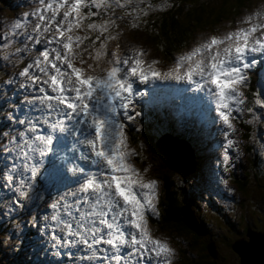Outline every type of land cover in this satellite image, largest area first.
I'll return each instance as SVG.
<instances>
[{
  "label": "snow or ice",
  "instance_id": "obj_1",
  "mask_svg": "<svg viewBox=\"0 0 264 264\" xmlns=\"http://www.w3.org/2000/svg\"><path fill=\"white\" fill-rule=\"evenodd\" d=\"M105 2L56 0L54 4L52 0H39L51 15L46 17L39 10L33 13L44 22L43 26L37 23L33 31L53 32L54 26V34L47 42L60 47L44 48L33 64L19 73L22 77L29 76L30 69L35 66L42 74L30 76L33 85H41L38 89L41 95L25 99L34 104L38 102L37 109L43 111L34 120H20V124L27 123V130L18 134L19 140L12 137L11 142L20 149L19 155L26 162L34 154L41 158L54 155L60 161V164H53L51 175L55 180H62L65 173L78 176L76 189L64 193L49 205L53 210L51 220L57 227L62 225L65 233L62 240L55 231L52 232L58 244L81 243L92 250L97 259L109 264H172L175 249L166 240L154 237L149 226V214H159L156 205L158 181L145 179L141 170L131 162V157L138 153L129 146L125 121H135L140 115L135 111L136 98L145 95V92L136 90L135 82L147 84L162 75L167 77L174 73L173 78L177 81L185 80L198 90H206L207 95L215 100L220 120L235 131L233 113L243 111L241 106L247 100L243 89L248 87L251 70L261 62L256 57H264V21L260 13L246 16L241 21L245 26L222 37L212 36L180 56L171 73H161L154 67L158 62L152 60L148 63L144 59V50L136 48L123 57L111 53L112 59L108 61L111 66L101 69L103 74H87V70L77 66L76 61L84 65L85 53L96 62L109 55L107 41L117 40L119 33L116 36H104V33L116 21L108 19L99 25L95 22L87 24L88 30L99 29L100 32L92 41L93 45L100 41L94 55L87 47H82L89 37L73 33L84 27L85 20L99 14L83 11L89 3L100 8ZM117 3L124 7L121 0ZM57 17L61 18L57 20ZM23 24V20H17L13 29H19ZM131 27L139 25L133 23ZM10 31L13 37L17 35L14 30ZM27 40L40 43L38 36L27 35ZM95 67H99V63ZM87 68L95 70L93 64H88ZM253 95L254 103L264 108V93L257 90ZM247 111L252 113L254 109L248 107ZM58 141L64 146L59 147ZM235 143L232 139L227 140L223 152L225 165L231 159L228 149ZM42 163L41 159L30 165L32 178L37 176ZM11 167L15 170L17 165L14 163ZM25 167H28L27 163ZM5 178L9 182L13 180L11 174ZM23 187L21 181L19 194L28 198L31 183L26 186L29 190H23ZM68 197L72 198L71 201ZM15 203L22 207L19 200ZM61 212L69 219L62 218ZM73 236L77 239H69ZM99 245L110 247H95ZM125 248L130 250L122 254ZM109 252L113 254L108 255Z\"/></svg>",
  "mask_w": 264,
  "mask_h": 264
},
{
  "label": "rangeland",
  "instance_id": "obj_2",
  "mask_svg": "<svg viewBox=\"0 0 264 264\" xmlns=\"http://www.w3.org/2000/svg\"><path fill=\"white\" fill-rule=\"evenodd\" d=\"M194 1L197 4L200 2V0ZM209 1L215 5V8H220L218 9L219 13L223 11L222 18L218 21L219 24H210L192 34L187 48L175 54V56L192 51L206 42L211 36L222 37L235 28L245 26L241 21L253 13H260L261 19L264 21V0H250L238 13L236 10L230 9L224 11L223 7H227L225 5L227 0ZM1 3L0 1V102L2 107L7 106L5 109H0V232H2L0 234V264H15L17 261L29 264L36 262L40 264H109V262L102 263V261L91 263L89 261L91 254H82L79 251H75L76 244H58L53 239V230L49 226L50 214L47 212L48 209L46 210L45 208L64 193L57 195L54 188L44 189V187L38 186L41 180H45V173L42 172L46 165L45 158H41L38 154H35V162L43 160L40 171L35 178L31 177L30 171V165L34 162L31 161L27 167L26 184L28 185L33 180L30 190L23 187V190H29L28 198L20 196L21 185L13 188V180L9 182L5 178L8 174H11L13 177L15 176L17 180L22 177L20 175V168L23 163L18 168L15 162L19 149L16 146L13 149L8 148V146L16 145L11 142L12 137L15 136L19 140L18 134L27 130V123L25 125L20 124L19 121L22 119L17 117V114L20 108V112L27 111L26 105L28 104V100L20 96L19 86L17 85V81L22 76L18 75L15 81L10 83H6L3 79L11 76L17 67H26L29 64H33L40 48L51 50L60 46L47 42L54 34V26L53 32H48L47 37L39 44L27 40V36L23 38L25 34L37 37L47 33L43 32L42 29L36 32L33 31L37 23H40L42 26L44 23L39 21L38 15H34L33 13L39 10L46 17L51 15L49 10L44 9L43 6H38L40 4L39 0H11L12 4L10 5L6 4V2L5 4ZM121 3L124 4V7H120L117 0H106L104 6L100 8L94 7L89 3L83 9L85 13L89 11L99 13L85 20L84 27L75 31V35L89 37L84 44L86 45L85 47L89 45L88 49L93 52V55L95 54L94 49L99 48L100 41H96L95 45L92 44V41L95 40L97 35H100V32L99 29L88 30V23L95 22L99 25L104 20H115L116 23L109 26V28L114 29L113 36L119 33V38L107 41V52L109 55L104 56L101 61L96 62L85 53L83 59L86 63L80 65L77 60V66L84 67L87 70V74H103L101 69L111 66L108 62L112 59L111 53L116 52L123 57V55L131 54V50L133 49L142 48L146 53L144 59L148 63L156 60L158 63L154 67L159 71L171 68L172 66L175 67L174 63L177 61L170 56L163 55V50L155 45V43L161 44L162 42L160 12L156 11V9L157 7L159 9L163 8L164 0H130V2L128 0H121ZM153 11L155 14L152 17L157 18V20L155 23H150L151 12ZM189 12L188 16H191L198 15L199 11L192 12L191 14V9H189ZM188 16L185 10H182L179 14L180 20L185 24ZM60 18L57 17V20ZM17 20H23L24 24L19 29H13L14 23ZM206 20V14L203 13L199 16L197 22L201 24ZM133 23L148 31L149 38L155 43H152L146 37L143 30L131 27ZM151 25L157 29V32L155 29L153 31L149 29ZM10 30H14L17 35L13 37ZM186 31V36L190 37V30L187 29ZM155 33L157 34L155 35ZM107 35H109L107 32L104 33V36ZM101 39H103V36ZM117 45H119V48ZM17 49H20V51H17ZM259 57L257 56L256 58L258 59ZM260 58L261 60H258L261 62L258 66L264 67V57ZM97 63H99V67H95ZM88 64H93L95 70L88 69ZM260 70L256 72L259 75V79L253 83V86H250V78L248 87L243 89L247 97L245 105L241 106L243 111L233 113L236 117L233 120L235 131L228 129L220 120L219 114L216 111L215 100L210 96L205 99L207 95L203 90L198 92L199 104L207 105L210 108L214 107L218 123L222 129L219 133V146L222 145V147H219L216 142H212L209 146L211 149L214 143H216V148L213 151L211 150L214 159L210 161L209 166L204 164L203 155L199 157L201 147L197 141L178 140L170 137L168 140H163V134L155 141L154 148L151 145L147 146L141 143L140 151H136L138 155L131 157V162L141 170L145 179H156L158 181L156 205L159 214L156 216L151 215L154 220L148 217L149 226L154 237L166 240L175 249L172 264H204L206 258L208 259V263L206 264H235L236 255L230 250V240L240 234L242 232L241 229L245 230L247 225L264 230V108L254 103L255 97L253 95L257 90L264 93V68L261 71V76ZM30 72L32 75H37L38 69L32 67ZM150 82L152 80L147 84L149 85ZM147 84L140 83L137 80L134 87L136 90H139ZM176 88L180 87L176 86ZM38 89H33L32 92L39 93ZM2 92L5 94H2ZM12 99H15L14 102L8 104ZM180 99L181 101H186V109L193 107L192 99L188 98L186 100L185 94ZM138 100L137 97L136 103ZM248 107H252L254 111L249 113L247 111ZM38 111L40 113L31 115L33 120L42 115L43 109ZM135 111L139 112L140 115L136 117L135 121L126 122L128 123L126 128L128 143L132 149H136V146L130 139L129 127L141 129L147 122L145 118L146 112L142 108L135 106ZM174 121L176 122L175 132H178V134H181L184 130L191 129L187 122H184L180 128L175 118ZM174 121L172 122V126ZM149 126L153 132L152 134L155 135V123L151 121ZM226 132L228 133L227 136L225 135ZM228 139H232L236 143L228 149L231 159L225 165L223 162V152L227 146ZM165 147L169 151L164 150ZM5 148L10 149L8 155H6L8 152L4 151ZM147 148L152 150L151 154L147 153ZM177 155H181L183 160H179L176 157ZM189 156L191 159L192 157L197 158V161H193L192 159L193 168L185 167L184 169L177 162H174L179 160L190 164L191 160ZM139 157L141 160L137 161L136 158ZM169 161L172 167L167 164ZM14 163L17 165L15 170L11 167ZM160 165L168 166L169 168L165 169L164 172H170V194L174 196L173 201L176 200L180 205V213L182 214V207H184L183 216L193 221L189 217V214H191V217L200 221L206 231L204 236L208 241L213 240V243L215 242L214 246L217 252L215 257H205L204 251L202 252L200 248V234L188 228L189 231H187L183 227H178L176 230L169 229V225L164 222L163 214L166 212L165 207H167V203L170 200L163 199L162 197L164 188L160 179L156 176L159 175L157 167ZM144 169H147V172H144ZM192 170L195 173H192ZM244 180L245 182H242ZM44 182L46 184V181ZM16 200L20 201L22 207L15 203ZM162 201H164V204H161ZM45 216L48 217L47 220L44 219ZM15 217H19V219L16 221ZM196 228L198 229L199 226H196ZM32 229L35 233L32 234L30 232L27 234L28 237L25 240V244H23L25 233ZM56 235L59 236L58 234ZM29 239H31V242L27 243L26 241ZM66 250L70 251V253L63 252L66 258L62 257V254L58 256L59 253ZM192 258L193 260L191 261ZM152 259L155 260L156 258L153 257ZM111 264H115V262H111Z\"/></svg>",
  "mask_w": 264,
  "mask_h": 264
},
{
  "label": "trees",
  "instance_id": "obj_3",
  "mask_svg": "<svg viewBox=\"0 0 264 264\" xmlns=\"http://www.w3.org/2000/svg\"><path fill=\"white\" fill-rule=\"evenodd\" d=\"M2 3L1 4H12L11 0H0ZM225 1V0H223ZM250 2V0H227L225 2V5L223 7L224 11L226 9H230V10H236L237 13L246 6V4H248ZM95 9V8H94ZM189 9H191V14L192 12H198V15L200 16L201 14L205 13L206 14V18L207 20L201 24H198V19L199 16L198 15H189ZM218 9L220 8H215V5L209 1V0H200V2H195L194 0H164V6L162 9H159V7H157L156 11L160 12V33L162 36V42L161 44H156L153 40H151L149 38V32L142 29L141 27H139V29H142L146 35V37L152 42L155 43L156 46H158L160 49L163 50V55L165 56H170L171 58H174V54H177L179 52H181L183 49L187 48L188 44L191 41L192 38V34H194L195 32H197L198 30H200L201 28H205L206 26L210 25V24H219L218 21L222 18V13L223 11H220V13L218 12ZM182 10H185L186 15L188 16V20L186 21V24L184 22H182L179 18V14ZM189 12V13H188ZM235 13V12H233ZM232 13V14H233ZM155 14L154 11L151 12V16L149 22L150 23H155V21L157 20V18H153L152 15ZM151 31H153L155 28L151 25V27L149 28ZM189 29L191 32V36L187 37L186 36V30ZM157 32V29H155ZM114 29L109 28L108 33L113 34ZM76 32L73 33V35H75ZM157 33H155L156 35ZM27 34H25V36L23 38H26ZM82 47H85V45H82ZM78 51V49H77ZM187 53V52H186ZM184 53V54H186ZM85 55V54H84ZM176 64V63H174ZM174 67V66H172ZM24 67H17V69L15 70V72L7 77V79H3L6 83L8 81L14 82L15 79L18 77L19 73L23 70ZM260 67H256L254 69L251 70L250 72V77H251V85L253 86V83L259 79V75L258 73H256L259 70ZM1 72V69H0ZM28 76H24L22 77L19 81H17V85H23V83L25 81L24 78H27ZM1 81V80H0ZM23 88V87H22ZM20 92H22V89L20 90ZM2 94H5L4 92H2ZM10 102H13L12 100L9 101L8 104H10ZM7 106V105H6ZM5 107H2V104L0 102V109H5ZM13 114V113H11ZM145 118L147 120L146 124H144V127L141 129L138 128H134V127H129L128 132H129V136L130 139L132 141V143L135 144L136 146V151H140L138 146L140 147L141 143L148 145H151L154 148V143L157 140V138L161 135V134H165L166 136L173 138V139H178V140H190V141H197L199 144L200 142L198 141V135L194 133L193 130H185L183 131L181 134H178L175 132V130L172 127V119L171 117H169L166 114H161V113H156V111H149V113L145 114ZM151 121H153L155 123V135L152 134V130L150 128V123ZM164 124V125H163ZM207 125H210V122L206 123ZM204 131H206V129H204ZM201 150H199V157L201 155H203L204 150L203 147L200 145ZM147 153L151 154L152 150L150 148H147ZM207 153L208 156H210V152L206 151V154L204 156V160L207 158ZM190 157V156H189ZM137 161H140L141 158H136ZM193 161H197V158L192 157ZM203 160V161H204ZM252 160L254 161V158L252 157ZM192 161V163H193ZM252 161V162H253ZM170 163V162H169ZM167 162V164L171 166V163L169 164ZM193 168V167H192ZM165 169H169L168 166H164V165H160L157 167V173H159V175H156L160 181L161 184L164 188L163 190V194L162 197L163 199H169L170 202L167 203V207H165L166 212L163 214V220L165 223H167L169 225V229H178V227H183V229H186L187 231H189L188 229H192L185 221H184V214L180 213V205L178 204V202L176 200L172 201L174 199V196H171L170 194V188H171V177H170V172L169 171H165ZM192 173H195L194 170H192ZM173 174V172H172ZM193 175V174H192ZM26 179L23 178L20 181L14 182L13 183V188L18 187L19 185H21V181L24 182V187H26L27 185L25 184ZM242 182H245L242 181ZM27 188V187H26ZM40 191H42L40 189ZM161 204H164V201H162ZM177 204V213L178 215L175 213L172 205ZM30 217V216H29ZM191 217V216H190ZM183 218V221H182ZM192 219H194V217H191ZM16 221L19 219V217H15ZM154 220V219H153ZM197 221V219H196ZM199 224V230L196 228L194 231L198 234H202V232L205 234L206 231L204 230V228L202 227V223L200 221H198ZM188 228V229H187ZM34 232L33 229L26 232L24 235V242L26 240V238L28 237L27 234ZM0 234H2V232H0ZM197 235V234H195ZM197 240V239H196ZM27 242V241H26ZM200 248L202 250V252L204 251V255L205 257L211 258L212 256H210L208 253L205 252V249L202 244L200 243ZM209 250V249H208ZM193 260V258L191 259V261ZM211 261V260H210ZM208 263V259H205V263ZM15 264H29V263H21L19 261H17ZM34 264H40L39 262H36Z\"/></svg>",
  "mask_w": 264,
  "mask_h": 264
},
{
  "label": "water",
  "instance_id": "obj_4",
  "mask_svg": "<svg viewBox=\"0 0 264 264\" xmlns=\"http://www.w3.org/2000/svg\"><path fill=\"white\" fill-rule=\"evenodd\" d=\"M182 213L184 214V211H182ZM184 221L191 228H193L194 230L196 229V226L190 223L187 218L184 217ZM247 233L249 235V238L247 240L236 239L232 242L233 249L238 252L240 257L239 264H264V233L257 230L250 232L249 229L247 230ZM207 247L210 253L215 256L216 254L214 253V251H212L213 245L209 244L207 245Z\"/></svg>",
  "mask_w": 264,
  "mask_h": 264
},
{
  "label": "flooded vegetation",
  "instance_id": "obj_5",
  "mask_svg": "<svg viewBox=\"0 0 264 264\" xmlns=\"http://www.w3.org/2000/svg\"><path fill=\"white\" fill-rule=\"evenodd\" d=\"M171 205H172V207H173L175 213L178 215V213H177V210H178V208H177V204H175V205L171 204ZM254 225H255V224H254ZM255 226H257V225H255ZM248 229L250 230V232H251V231H255V230H257V231H262V232L264 231V230L261 229V228L256 229V228H254V227H251V226H248V225H247V227L245 228V230H244V229H241L242 232H241L240 234H238L236 237H234V238H232V239L230 240V250L233 252L234 255H236V257H235V264H239V263H240V261H239L240 257H239L238 252H237L236 250L233 249V247H232V242H233L234 240H236V239H244V240H247V239L249 238V235H248V233H247V230H248ZM263 233H264V232H263ZM200 237H201V244H202V246H203L204 248H206L208 244L213 243V240H209V241H208V239L204 236V233H202ZM214 243H215V242H214ZM213 248H214V249H213ZM212 251H214L215 254L217 253L214 245H213V247H212ZM205 252L208 253L210 256H212V255L210 254V251H209L207 248L205 249ZM213 257H215V256H212V258H213Z\"/></svg>",
  "mask_w": 264,
  "mask_h": 264
},
{
  "label": "bare ground",
  "instance_id": "obj_6",
  "mask_svg": "<svg viewBox=\"0 0 264 264\" xmlns=\"http://www.w3.org/2000/svg\"><path fill=\"white\" fill-rule=\"evenodd\" d=\"M259 59V58H258ZM169 139V137L168 136H166V135H164L163 136V140H168ZM216 148V143H214V145L212 146V148L210 149V147H209V149L207 150L208 152H210L211 154H210V156H208V153H207V158L203 161L204 162V164L205 165H210V161L212 160V159H214V155H213V153L211 152V150L213 151L214 149ZM164 150H166V151H168L169 149L167 148V147H165L164 148ZM179 160H183L182 159V157H181V155H177L176 156ZM190 158V157H189ZM178 160V161H179ZM191 160V159H190ZM180 162V165L181 166H183L184 168L185 167H193V163H192V161H191V163L189 164V163H185V162H181V161H179ZM184 208V207H183ZM35 236H36V234H35ZM31 242V239H29V240H27V243H30Z\"/></svg>",
  "mask_w": 264,
  "mask_h": 264
},
{
  "label": "clouds",
  "instance_id": "obj_7",
  "mask_svg": "<svg viewBox=\"0 0 264 264\" xmlns=\"http://www.w3.org/2000/svg\"><path fill=\"white\" fill-rule=\"evenodd\" d=\"M140 27V26H139ZM139 27L135 28L137 30H142V29H139ZM108 33V32H107ZM108 34H111V33H108ZM112 35V34H111ZM183 211V210H182ZM191 216V214H189V217ZM191 218V217H190ZM193 221H190V223L194 224V219H192ZM195 225V224H194ZM193 226V225H192Z\"/></svg>",
  "mask_w": 264,
  "mask_h": 264
},
{
  "label": "built area",
  "instance_id": "obj_8",
  "mask_svg": "<svg viewBox=\"0 0 264 264\" xmlns=\"http://www.w3.org/2000/svg\"><path fill=\"white\" fill-rule=\"evenodd\" d=\"M33 233H35V231H34V232H32V234H33Z\"/></svg>",
  "mask_w": 264,
  "mask_h": 264
}]
</instances>
